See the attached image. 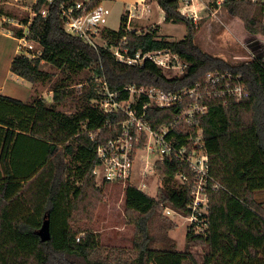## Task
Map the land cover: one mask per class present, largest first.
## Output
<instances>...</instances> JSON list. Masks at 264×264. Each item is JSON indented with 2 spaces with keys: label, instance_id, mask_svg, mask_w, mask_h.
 Returning <instances> with one entry per match:
<instances>
[{
  "label": "trees",
  "instance_id": "trees-1",
  "mask_svg": "<svg viewBox=\"0 0 264 264\" xmlns=\"http://www.w3.org/2000/svg\"><path fill=\"white\" fill-rule=\"evenodd\" d=\"M153 1L164 22L185 26L182 40L159 39L155 30L125 32L126 15H121L118 30L105 29L103 38L107 45H116L125 37L130 55L170 50L187 63L178 77L166 78L151 63L130 67L105 49L94 50L64 31L55 8L41 17L42 0L32 7L37 15L29 24L28 14L19 18L0 6V17L27 25L42 49L32 60L17 54L11 73L33 86L49 84L52 93L50 102L35 92L25 103L0 95V264H264V205L255 199L264 191V59L232 63L203 52L194 42L195 24L179 11V0ZM222 6L248 33L264 36V4L226 0ZM1 28L15 36L23 31L9 22ZM44 65L54 71L44 70ZM85 71L103 77L114 92L137 85L175 93L192 87L207 72L240 75L250 97L228 105L212 100L207 114L198 119L210 174L223 188L209 191L206 238L188 228L184 250L179 251L168 235L176 226L163 209L183 218L190 212V187L177 175L192 178L187 165L172 158L155 163L157 198L132 185L124 188L125 220L134 227L131 249L104 247L99 233L71 224L77 210L87 213L79 206L99 189L92 174L98 164L96 147L117 136L121 119L105 116L95 105L99 96L93 76L88 88L76 90ZM65 106L74 111L59 109ZM176 112L150 108L147 116L156 127L170 122ZM106 119L110 126H104ZM179 132L176 139L182 143L188 129Z\"/></svg>",
  "mask_w": 264,
  "mask_h": 264
},
{
  "label": "built area",
  "instance_id": "built-area-1",
  "mask_svg": "<svg viewBox=\"0 0 264 264\" xmlns=\"http://www.w3.org/2000/svg\"><path fill=\"white\" fill-rule=\"evenodd\" d=\"M14 1L18 3L21 0ZM38 1L32 0L28 9V24L37 15L32 7ZM105 1L107 0H42L39 14L45 18L49 11L55 8L67 34L81 39L94 50L100 48L107 50L115 61L121 64L142 68L147 63H151L169 79L178 77L184 72L187 63L168 49L137 51L130 55L125 47V37L116 45H107L102 34L105 29H109L107 21L110 12L103 5ZM225 1L212 0V3L220 7ZM5 2L9 1L5 0ZM251 2L258 5L264 4V0H251ZM133 10H128L125 32L132 31L130 24L135 17ZM192 12L195 15L189 14L191 20L199 19L197 13ZM182 14L187 15L186 12ZM2 21L23 30L21 36H15L12 31H8L18 42V54L28 60L42 54L41 47L32 39L27 25H21L17 21L6 18ZM250 57L256 58L253 53ZM262 57L264 59V51ZM92 82L95 83V91L99 96L95 105L102 114L121 117L116 123L119 129L117 136L96 147L98 164L92 172L96 181L124 185L132 179L136 162L143 160L146 164L142 165V167L145 166L143 173H149L146 170L148 166L154 170L155 163L165 158H172L186 164L192 178L189 179L183 173H179L177 178L190 187L189 215L183 218L167 207L163 209L164 214L183 218L187 229L192 228L194 234L206 238L209 226V191H219L223 188L210 174L209 158L204 148L202 129L198 119L207 114L212 100L228 105L231 102H243L250 97L240 75L220 71L207 72L192 87L175 93L164 92L156 87L137 85H128L114 92L101 76H93ZM80 87L81 85L77 88ZM121 93H126V97L120 98ZM150 108H174L177 112L170 122L153 127L147 116ZM110 125V121L106 119L104 126ZM183 127L188 129V135L184 142L179 143L176 137L182 135L179 131ZM89 136L93 138L92 133ZM152 156L156 158L151 162Z\"/></svg>",
  "mask_w": 264,
  "mask_h": 264
},
{
  "label": "rangeland",
  "instance_id": "rangeland-1",
  "mask_svg": "<svg viewBox=\"0 0 264 264\" xmlns=\"http://www.w3.org/2000/svg\"><path fill=\"white\" fill-rule=\"evenodd\" d=\"M8 1L2 5L4 10L12 12L19 18L28 14V9L32 3V0H21L18 3L14 0ZM134 1L136 0H107L103 2V5L110 12L107 21L109 29L118 30L121 15L127 17L128 10L135 9L133 10L135 17L130 24L132 31L145 33L155 30L157 38L168 41H179L184 38L186 28L183 24H172L164 21L158 23L163 17V12L153 0L135 2V4ZM179 4V11L181 13L186 12L187 15L184 16L190 20L189 14L195 15L192 11L197 13L199 19L196 21L192 19L196 27L194 42L203 52L232 63L248 61L252 59L250 57L252 53L256 58H263L261 53L264 51V47H262L264 36L248 33L244 29L242 21L237 17L230 16L222 5L217 7L212 3V0H179ZM3 18L5 17H0V27L4 22L2 21ZM43 69L54 71L47 65H44ZM92 76L93 74L89 71L82 73L80 77L82 83L79 85L83 86L82 88H88L87 81ZM79 85L76 86L78 92L82 90L81 87L77 88ZM33 87L37 95L41 93L45 99L50 100L52 93L49 91V84H36ZM59 109L67 113L74 111L69 106ZM155 158L156 156H152L151 162ZM143 164L144 160L136 162L132 179L124 185L96 182L95 186L99 188L98 191L87 197L79 206L80 209L86 208L87 213L77 210L73 216L76 221H72L71 224L80 228L89 227L93 232L99 233L100 243L104 247L131 249L134 227L127 224L125 220L124 188L132 185L151 197L157 196L156 189L159 176L155 168L151 170L150 166L148 169L146 167L149 173H143L145 168V166L142 167ZM255 199L264 205V191L257 192ZM163 216L171 220L172 224L176 226L174 230L168 232V235L176 242L177 249L183 251L185 235L188 230L186 221L177 216H166L164 211ZM85 217L91 220L83 219Z\"/></svg>",
  "mask_w": 264,
  "mask_h": 264
},
{
  "label": "crops",
  "instance_id": "crops-1",
  "mask_svg": "<svg viewBox=\"0 0 264 264\" xmlns=\"http://www.w3.org/2000/svg\"><path fill=\"white\" fill-rule=\"evenodd\" d=\"M143 1L145 0H136L134 1V4L135 2L141 3ZM4 3L7 2L5 1L3 2V0H0V6L3 5ZM156 6H158L157 3ZM163 20H164V13H163V17L158 23H162ZM17 54H18V42L16 38L11 36L8 33V31L0 27V95L25 103L35 93L34 92L35 88L29 82L11 73L10 71L11 62ZM39 94L45 99V97L41 93ZM51 96H50V100H51ZM50 100L45 99L46 102H50Z\"/></svg>",
  "mask_w": 264,
  "mask_h": 264
},
{
  "label": "water",
  "instance_id": "water-1",
  "mask_svg": "<svg viewBox=\"0 0 264 264\" xmlns=\"http://www.w3.org/2000/svg\"><path fill=\"white\" fill-rule=\"evenodd\" d=\"M261 56H263V53H261Z\"/></svg>",
  "mask_w": 264,
  "mask_h": 264
}]
</instances>
